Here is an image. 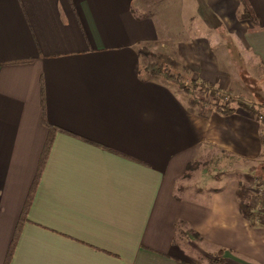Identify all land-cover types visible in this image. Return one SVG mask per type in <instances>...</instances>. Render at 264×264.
<instances>
[{
    "label": "crops",
    "instance_id": "obj_1",
    "mask_svg": "<svg viewBox=\"0 0 264 264\" xmlns=\"http://www.w3.org/2000/svg\"><path fill=\"white\" fill-rule=\"evenodd\" d=\"M190 1L222 33L218 52L245 50L264 75V0H247L256 30L238 0ZM166 31L132 0H0V264L49 130L8 264H264V223L241 217L235 180L177 186L207 149L256 160L261 126L241 108L191 113L175 83L147 75L138 50ZM166 46L191 79L231 91L206 38Z\"/></svg>",
    "mask_w": 264,
    "mask_h": 264
},
{
    "label": "rangeland",
    "instance_id": "obj_2",
    "mask_svg": "<svg viewBox=\"0 0 264 264\" xmlns=\"http://www.w3.org/2000/svg\"><path fill=\"white\" fill-rule=\"evenodd\" d=\"M187 5H189L190 23L182 19L183 8L188 10ZM132 9L135 15L156 18L158 22L163 23L167 29L165 37L159 38L152 46L147 47L150 52L165 53L163 46H175L181 41H188L196 37H204L211 43V47L215 49L214 52L217 54L216 56L222 59L220 60L221 69L226 73L231 72L233 76L235 75L234 80L237 78L236 81H234L235 84H232V94L241 97L245 102L264 101L262 97L264 75L259 63H257L250 53H247L245 50H240L239 48L240 51L237 49V56H235V53L232 52L233 50L229 47H227L229 48L228 50H225L226 48L223 47L224 49L219 53L217 49L222 46L221 44L225 46L222 33L218 31L216 34L213 30L205 28L204 25L201 24L202 22L198 19L196 14L197 6L195 3L191 1L188 3L187 0H132ZM161 41L164 42L162 46ZM167 49L169 50L168 47ZM168 54H172V57L177 60L180 66V59L173 56L172 51H168ZM230 58L233 60L231 59V61ZM172 74L182 81H188L195 76L190 71H181L179 67L172 70ZM175 87L177 88L176 84ZM186 98L187 95H185V99ZM233 106L235 109L241 108L235 105ZM241 109L244 110L243 108ZM195 110V113L200 114V116H205L212 111V108L209 106H198L195 107ZM251 115L253 116V120L258 122L257 117L253 114ZM260 134L261 129H259L261 154L256 160L235 158L229 156L225 152L207 149L204 156L195 161L193 166L186 171L188 176L177 181V186L207 188L214 185L213 176H215V178L218 177V179L221 178V185L229 179H233L237 183H240L243 180L242 174L246 172L248 168L255 166L256 169L254 173L257 175L262 174V176L254 178L248 185L250 187L249 205L256 215V221L258 223H264V171L261 169V166H264V142ZM190 236H192L191 233Z\"/></svg>",
    "mask_w": 264,
    "mask_h": 264
},
{
    "label": "trees",
    "instance_id": "obj_3",
    "mask_svg": "<svg viewBox=\"0 0 264 264\" xmlns=\"http://www.w3.org/2000/svg\"><path fill=\"white\" fill-rule=\"evenodd\" d=\"M239 2V13L238 18L240 20H246L250 23L251 29L256 30L258 28L256 17L252 11V8L247 0H238ZM138 53L142 55L145 59L143 64L144 72L149 76H159L167 81H171L177 85V87L187 95V109L193 113L195 111V107L201 106H209L217 113L227 116L232 114L235 111V106L241 107L246 110L248 113L253 114L257 117L258 122L261 126V138L264 142V101H249L245 102L241 97L233 95L231 92L227 90H221L212 84L206 83L202 80L198 79H189L188 81H182L175 77L172 74V70H175L177 67L180 68L181 71L186 72V68L183 66H179L178 62L169 54L161 53V52H150L145 47H142L138 50ZM52 140V131L49 130V136L44 142L42 152L40 155L38 167L31 183L29 195L27 200L25 201L21 215L19 218V223L15 231V235L13 241L11 242L7 255L3 261V264H8L9 258L12 253V248L14 244V240L19 230L20 223L25 218V213L32 195V191L36 186V182L38 176L40 174L43 163L45 162L50 144ZM192 167V164L187 166V170ZM256 169L255 166H252L246 170L242 174V182L237 184L235 189V197L237 200V207L239 214L241 217L247 222L250 227L256 225V215L249 205V196H250V187L248 186L256 177H261V175H257L254 173ZM261 169L264 171V166H261ZM194 236L197 235L193 232H190ZM218 261L220 259H217Z\"/></svg>",
    "mask_w": 264,
    "mask_h": 264
}]
</instances>
